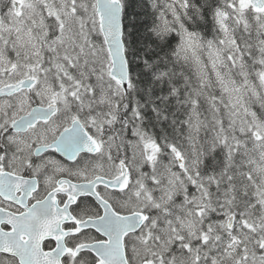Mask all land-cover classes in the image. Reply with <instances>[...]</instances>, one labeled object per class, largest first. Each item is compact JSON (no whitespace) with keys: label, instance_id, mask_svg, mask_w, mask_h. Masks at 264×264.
Masks as SVG:
<instances>
[{"label":"snow or ice","instance_id":"1","mask_svg":"<svg viewBox=\"0 0 264 264\" xmlns=\"http://www.w3.org/2000/svg\"><path fill=\"white\" fill-rule=\"evenodd\" d=\"M0 264H264V0H0Z\"/></svg>","mask_w":264,"mask_h":264}]
</instances>
